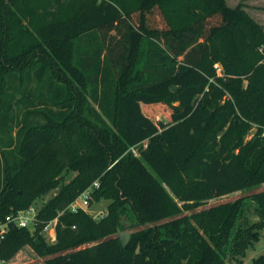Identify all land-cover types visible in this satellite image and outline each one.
<instances>
[{
    "label": "trees",
    "instance_id": "16d2710c",
    "mask_svg": "<svg viewBox=\"0 0 264 264\" xmlns=\"http://www.w3.org/2000/svg\"><path fill=\"white\" fill-rule=\"evenodd\" d=\"M0 67V219L75 173L0 261L27 243L45 264H223L260 240L264 190L252 224L242 198L192 211L264 182V28L241 3L0 0ZM96 180L106 214L69 210Z\"/></svg>",
    "mask_w": 264,
    "mask_h": 264
},
{
    "label": "rangeland",
    "instance_id": "374dc122",
    "mask_svg": "<svg viewBox=\"0 0 264 264\" xmlns=\"http://www.w3.org/2000/svg\"><path fill=\"white\" fill-rule=\"evenodd\" d=\"M8 2V0H7ZM227 4L231 7H235L236 5L240 4L243 6V8L255 19L256 23L261 25L264 28V0H226ZM0 69L3 70L2 67ZM2 81L0 78V86L2 85ZM23 106H20L17 108L18 112L22 109ZM18 113V114H21ZM167 111L161 110L160 113L157 115V117L166 119ZM259 127V124L256 122L252 123V128L250 131L246 134V139H249L252 137L253 132ZM18 126L14 127L13 136L16 137V130ZM145 146V144H144ZM138 151V149H137ZM136 155V154H135ZM75 176V173L70 170H64L60 176L58 177L59 183L57 184V187L51 189L47 194L43 195L42 197H39L36 199L35 203L41 208L47 201H49L54 195H56L62 186V184L68 183L73 177ZM264 190V182L260 185H253L248 186L247 188L243 190H239L236 192H232L230 194H226L220 197L215 198H205L198 203L199 205L196 206L192 211H199L204 208H208L211 206H215L220 203H226V202H232L235 201L238 198L244 199V201L247 203L245 214L247 216V221L249 224H252L254 221L258 220L259 217L255 212V202L252 200L253 194L257 191ZM111 198L102 196L96 201H94L92 204H90L89 212L94 215L95 218L99 219L103 217L106 212L109 203L111 202ZM196 203V201H192L191 204ZM192 211H186L188 213H191ZM124 215L128 217L131 221H133L134 217L132 216V213H123ZM125 218V217H124ZM123 218V219H124ZM134 227V226H133ZM132 227V228H133ZM129 229L130 231L132 230ZM122 227H119L118 231L114 234L116 236L119 232L123 231ZM31 231H33L31 229ZM46 238V242L48 244H51L55 241H53L50 237V234L47 232H43ZM260 240L254 241L247 249L245 255H239V256H232L228 255V257L225 259L223 264H251L254 260V258L259 257L261 254H264V229L260 231ZM0 264H45V258L40 257L33 248L25 243L19 247L15 255L8 261L0 262Z\"/></svg>",
    "mask_w": 264,
    "mask_h": 264
},
{
    "label": "built area",
    "instance_id": "2783aa9c",
    "mask_svg": "<svg viewBox=\"0 0 264 264\" xmlns=\"http://www.w3.org/2000/svg\"><path fill=\"white\" fill-rule=\"evenodd\" d=\"M131 150L134 152V154H138L136 147L133 146ZM99 187L100 181L96 180L93 184L87 187L73 202H71L67 208L73 212H77L80 209L89 211L90 199L92 197L93 191ZM39 210L40 207L36 203H33L26 209L19 210L16 213H11L7 215L5 219H0V242L6 237L11 226H17L18 228L25 227L29 230H33L36 224L39 222ZM57 222L58 217L49 221L43 229V232H48L50 234V237L53 241H56L57 238Z\"/></svg>",
    "mask_w": 264,
    "mask_h": 264
},
{
    "label": "water",
    "instance_id": "95a60500",
    "mask_svg": "<svg viewBox=\"0 0 264 264\" xmlns=\"http://www.w3.org/2000/svg\"><path fill=\"white\" fill-rule=\"evenodd\" d=\"M178 86H173V89H176ZM125 217V218H124ZM124 218V219H123ZM120 223L122 224V227L125 229L117 234V237H119L121 243L123 246H126L131 238V231L129 230L133 226H135V222L128 219L126 214H121L120 216ZM18 228L17 226H15Z\"/></svg>",
    "mask_w": 264,
    "mask_h": 264
}]
</instances>
